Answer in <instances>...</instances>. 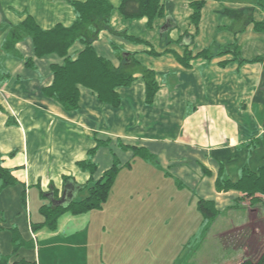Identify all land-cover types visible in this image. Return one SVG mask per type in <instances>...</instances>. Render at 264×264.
Returning <instances> with one entry per match:
<instances>
[{
    "label": "crops",
    "instance_id": "obj_1",
    "mask_svg": "<svg viewBox=\"0 0 264 264\" xmlns=\"http://www.w3.org/2000/svg\"><path fill=\"white\" fill-rule=\"evenodd\" d=\"M70 1L0 0V84L3 87L0 155L3 166L17 180L15 185L0 192V219L4 221L6 204L3 202L8 197L13 213L18 215L16 225L21 231L26 228L30 234L33 256H27L28 251L20 252L22 257L13 262L151 264L134 251L141 247L134 246L136 242L129 229L137 218L131 213L138 214L139 205L135 206L129 198L136 196L143 199L141 203L146 202L143 214L138 217L146 227H150L151 221L156 224L157 212L165 209L166 180L173 194L182 186L195 196L189 206L177 207L183 213L179 216L183 220L197 215L198 198L213 201L218 211L237 209L239 203L252 207L246 198L236 202L242 199L241 192L218 191L215 180L219 175L236 181L243 167L256 171L264 164V32L254 29V23L264 19V11L258 0H159L163 15L152 22L156 44H151L147 37L127 34L149 42L160 53L158 56L147 53L150 47L137 43H130L120 55L117 47L120 43L109 40L105 44L112 30L101 31L93 42L98 55L113 66H119L124 58L128 65L134 61L142 68L136 71L135 66H129L134 80L118 89L119 106L99 102L94 92L82 87L79 107L67 111L44 93V88L52 83L51 65L60 64L63 59L54 54L35 57L32 41L26 35L14 42L13 49H6L5 44L10 43L13 27L27 16L42 29L56 24L70 25L75 19ZM109 1L117 8L121 3V0ZM192 1H203L196 25L191 22ZM114 16L119 23L125 21L117 11ZM134 20L139 26L147 23L146 18ZM113 29L118 31L114 25ZM226 46L235 47L236 53L217 55ZM82 48L78 43L69 49V55L75 57ZM106 48L112 56L110 51L105 52ZM204 49L214 55L211 60L196 57ZM185 53L190 56L189 66L179 61ZM257 58L261 60L255 61ZM143 69L152 70L158 84L151 104L145 103ZM98 141L107 142L97 148L92 158L97 166L92 178L98 180L114 162L118 163L120 168L102 211L110 210L111 216L117 217L116 212L120 210L123 212L120 219H110L108 224L100 219L101 224L89 223L90 235L80 239L64 237L62 233L67 232L68 226L60 222L55 231L47 227L34 230L31 226L34 223L27 215L29 212L31 216L32 208L39 213L45 204L65 207L87 195L83 185L90 174L78 163L88 157V151ZM123 146L144 148L153 159L134 157ZM117 184L119 190L114 194ZM147 203L151 204L148 208ZM248 211H252V217L263 227L264 205L257 203V209L248 208ZM81 217L82 214L75 218ZM41 218L36 215L35 223ZM77 220L78 227L86 226ZM193 220L197 226V217ZM240 225V222L233 224L235 228ZM228 228L231 227L228 225ZM223 231L216 235L215 253L212 250L201 256L197 251L187 253L186 246H182L185 242H181V264H186L188 259L191 264H239L247 256L248 248L232 246V254L219 255L218 249L225 246ZM69 248L73 249L66 253ZM2 252L0 255L10 257L8 251Z\"/></svg>",
    "mask_w": 264,
    "mask_h": 264
},
{
    "label": "trees",
    "instance_id": "obj_2",
    "mask_svg": "<svg viewBox=\"0 0 264 264\" xmlns=\"http://www.w3.org/2000/svg\"><path fill=\"white\" fill-rule=\"evenodd\" d=\"M70 3L75 15V19L70 25L56 24L49 29H42L31 16H27L19 25L13 27L10 43L5 44V48L9 50L13 49L14 42L26 35L32 41L35 57L41 58L55 54L63 59L62 63L51 65L50 69L53 79L52 83L44 88V93L48 97L53 98L65 110L73 111L79 107L80 88L82 87L94 92L99 102L112 107H118L121 102L118 89L126 87L133 82V72L129 66H136L139 63L132 61L128 65L126 60L122 58L119 66L115 67L108 59L98 55L93 46V42L101 31L112 30L110 27V17L113 6L109 0H71ZM258 5L264 11V0H258ZM202 7L203 1L191 2V22L195 25L199 22ZM118 10L125 19L146 18L149 26L152 25L156 17L163 15L159 0H121ZM254 29L257 32H264V19L255 22ZM124 39L130 43L143 44L150 47L147 53L153 56L160 54L152 49L149 42L141 38L124 34ZM76 42H79L83 48L75 57H71L69 49ZM230 52L236 53L235 47L226 46L217 55L228 54ZM199 56L208 60L214 57L207 49L200 51L196 55V57ZM189 59V53H185L179 58V61L184 62L185 66H189ZM256 60L261 59L257 58ZM142 78L145 84V103L151 104L158 91L155 74L150 69H143ZM106 142L98 141L97 145L88 151V157L78 163L81 169L88 171L90 174L89 180L83 185V189L87 191V195L82 199L71 201L65 207L42 205L39 208L42 220L31 225L34 230L43 227L54 229L58 216L66 211L80 215L103 207L107 202L120 168L118 163L114 162L109 169L103 172L98 180H93L92 175L96 171L97 166L92 161V158L97 148L100 145H106ZM123 148L130 149L134 157L153 159L144 148L133 146H123ZM16 183L17 180L12 175L11 170L3 166L0 155V192ZM215 187L218 191L227 192L233 190L241 192L243 197L239 201L236 200L237 203L247 198L251 205L255 203L264 205V164L256 171L243 167L237 182H232L218 175L215 180ZM256 194H260L262 197H258ZM196 208L202 217L201 223L204 237L219 211L216 209L213 201L201 198L197 199ZM13 232L12 241L15 247L17 235L19 234L16 228H13ZM239 239L241 240V233L229 240L225 239L224 245L241 246L242 244L239 243ZM256 249L257 244L253 248V251ZM249 256V254L245 256L239 264H264V251L260 252L256 259L249 258ZM18 263L10 262L9 256L0 255V264ZM209 264L215 263L210 262Z\"/></svg>",
    "mask_w": 264,
    "mask_h": 264
},
{
    "label": "rangeland",
    "instance_id": "obj_3",
    "mask_svg": "<svg viewBox=\"0 0 264 264\" xmlns=\"http://www.w3.org/2000/svg\"><path fill=\"white\" fill-rule=\"evenodd\" d=\"M115 11H117L120 15L118 8L113 7L111 17H110V27L112 29L111 36L109 39L107 38L105 39V44L106 42H109V40H113L114 42L120 43L121 45L119 44V46H117L120 50V53H119L120 55H123V51H121L122 49L123 50L128 49L129 46L132 44V43L130 44V42L124 39V34H134L135 33V34H138V36L141 38L142 37L149 38L151 44H156V36L154 34V28L152 25L149 26L147 23H145V26H139L138 24H136L137 22H134L137 20H134V19L128 20L130 22L126 21L125 19V21L122 20V22L119 23L116 20L117 17L114 16ZM111 23L114 25V28L118 31H115L113 29V25ZM78 43L79 42H76L71 48L73 49V47L75 45H78ZM101 47L102 46H100V48ZM100 48L99 49L97 48V49L102 52L103 49H100ZM107 51H110V50L106 48L105 52ZM109 53H110L109 55L112 56V52L110 51ZM135 68H137L136 71L140 69H141L140 71H142V68L138 66H135ZM237 180L232 181V182H237ZM165 183H166L165 184L166 187L165 186L163 187L166 189L165 195L163 196V200H164L163 204L165 206V209H163L162 211L160 210V212H157V214H159V218L155 220L156 224H154V222L151 221L150 227H146L144 224H142L141 219L138 218L140 214H143L144 206L146 202L141 203L143 199L142 198L140 199L136 196H134L133 198H129V201L135 204V206L139 205V208H138L139 215L134 212L131 213V215L137 218L133 219L132 221L133 227L129 229V231L131 230V235H133L134 242H136L134 246L141 247L140 249L134 248V251L143 257L142 260L148 259V261L146 262L151 263V264H176V263L181 264L183 263V261L181 262L179 261L180 260L179 255L181 253L179 249L181 247V244H180L181 242H185L183 243L182 246H186L184 247V249H186L187 253L189 252L193 253L197 251L199 256L205 253H209L211 252V250L214 251L215 253V251H217L216 250L217 247L216 245H214L216 235L217 233L223 230L224 231L223 233H221L222 234L221 236H223V238L228 239V240L231 238H234L237 234L241 233V240L239 239L238 241H240L239 242L240 244L247 246L248 248L247 256L249 254L250 258L255 259L256 256L258 257V254L260 252L264 251V226L259 227V224H257V219H254V217H252L253 216L252 211H248V208L257 209V203L253 204L251 207L249 205L250 201L246 198L249 207L245 205L241 206L242 203H239V206L237 209L219 211L217 216L214 217L213 224L211 225L208 232L203 237V228L200 223V221L202 220L201 214L197 211V215L192 216V218L189 215L188 218H185V220H183V219H180L179 217L180 214H183V213L178 212L177 210V207L180 208V207H185L187 204L188 206L190 205L191 200L193 201L195 197L193 192L190 189H187L181 186L179 192L177 194H173L170 191V182L166 180ZM116 190L117 191L119 190L118 184L114 188V194L116 193ZM111 199L112 200L114 199L113 195ZM5 200L7 201L3 202V204H6L5 205L6 210H3L4 221L0 219V225H1L0 227V252L8 251L7 254L10 255V262L19 260V258L22 257V255L19 256V254L26 252V251H28L26 253L27 256L33 257L32 250H31L32 247H31V241H30L31 240L30 234L26 230V228H24L21 231L19 227L16 225V222L18 221L16 220V218L18 217V215H16V213H13V210L11 209L12 208L11 203L9 202V198L5 197ZM150 205L151 204L147 203V208ZM102 208L83 213L81 218H75L79 215H75V214H72L70 211H66L58 216L55 228L47 229V230L55 231L58 227V222H60L61 225L68 226V228L66 229L67 232L62 233L64 237H68L70 239L79 237L80 239V238L86 237V234L90 235L89 233L92 228L89 227V223L92 224L94 221H97L96 223H98L100 220H105L104 224H108L107 221H109L110 219L119 220L121 215L123 214V212H120L119 210L116 212L117 217L115 214H114V217H112L111 216L112 212H109L110 210L108 212L106 211L105 213L104 212L105 210L102 211ZM232 212H235L236 214ZM30 214L31 216L29 215V212L27 213L29 220H32V222L35 223L36 215H40V213H38V211L32 208V212ZM22 217L24 221L26 222L25 213L23 212H22ZM196 217L198 219L197 226H195V221L193 220V219H196ZM77 219H80V221L84 223L86 226L78 227L76 224V221H78ZM19 220H21V217H19ZM151 220H154V218H151ZM162 222H164L163 227L160 225V223ZM239 222L241 224L240 227L235 228L236 224ZM99 224H101V222H99ZM233 224H235V226H233ZM228 225L231 228L227 229ZM99 227L97 228V231L100 234ZM13 228H16L19 234L17 235V242H16L15 247H14V244L12 243L13 242L12 238L14 235ZM121 230H125V229H121ZM243 233H244V236H243ZM147 238H148V241H147ZM203 241L204 243L200 244ZM256 244H257V249L255 251H257V253L255 254L254 253L255 251H253V248L256 247ZM230 248L232 249V246L230 244H227L224 247H220V249H218V252L220 253L219 255L232 254V250H230ZM72 249L69 248L68 250H65V252L68 253ZM42 254L43 253L41 251L40 253L41 257H42ZM136 260L142 263V260H139V259H136ZM189 262H190L189 259L186 260V263H189Z\"/></svg>",
    "mask_w": 264,
    "mask_h": 264
},
{
    "label": "built area",
    "instance_id": "obj_4",
    "mask_svg": "<svg viewBox=\"0 0 264 264\" xmlns=\"http://www.w3.org/2000/svg\"><path fill=\"white\" fill-rule=\"evenodd\" d=\"M3 92V87L2 85L0 84V93Z\"/></svg>",
    "mask_w": 264,
    "mask_h": 264
}]
</instances>
